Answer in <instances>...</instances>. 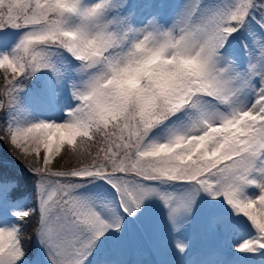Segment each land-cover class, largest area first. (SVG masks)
I'll return each mask as SVG.
<instances>
[{
    "label": "snow or ice",
    "instance_id": "snow-or-ice-1",
    "mask_svg": "<svg viewBox=\"0 0 264 264\" xmlns=\"http://www.w3.org/2000/svg\"><path fill=\"white\" fill-rule=\"evenodd\" d=\"M0 146V264H264V0H0Z\"/></svg>",
    "mask_w": 264,
    "mask_h": 264
},
{
    "label": "bare ground",
    "instance_id": "bare-ground-1",
    "mask_svg": "<svg viewBox=\"0 0 264 264\" xmlns=\"http://www.w3.org/2000/svg\"><path fill=\"white\" fill-rule=\"evenodd\" d=\"M249 194H251V192H249ZM166 234H168V239L166 241V244L165 245L159 244V239L163 238V236L166 235ZM175 238L176 237L171 236L168 233V231H167V229H166V227L164 225V222L161 219L159 221L158 225L156 226L155 230H154V233H153V236H152V239H151L150 242H152L155 245H159L160 248L162 250H164V251H175V249L172 248V241ZM179 238L191 242L193 251L198 249L202 245L210 242L208 237H205L203 234L200 235V233L195 228V226H193L192 228H189L186 231L181 232L179 234ZM215 242L223 246V245L228 243V240L227 239H222V240L215 241ZM191 258L194 259V257H191ZM145 259L151 260L152 258L149 255H147V257H145ZM182 259H183V261L184 260H189L190 257H184ZM178 263H180V262L177 261V264Z\"/></svg>",
    "mask_w": 264,
    "mask_h": 264
},
{
    "label": "rangeland",
    "instance_id": "rangeland-1",
    "mask_svg": "<svg viewBox=\"0 0 264 264\" xmlns=\"http://www.w3.org/2000/svg\"><path fill=\"white\" fill-rule=\"evenodd\" d=\"M249 192H251V190H249ZM199 233H200V232H199ZM200 235H201V233H200ZM205 237H206V236H205ZM167 239H168V234L164 235L163 238H160V239H159V244H161V245H165ZM150 243H152V242H150ZM152 244H153V243H152ZM146 252H147V255H149L151 258H153V252H152V249H151V248L146 249ZM147 255H146V257H147ZM179 262H180V263H178V264H188V260H184V261H183V259H180ZM45 264H46V262H45ZM94 264H95V262H94Z\"/></svg>",
    "mask_w": 264,
    "mask_h": 264
},
{
    "label": "trees",
    "instance_id": "trees-1",
    "mask_svg": "<svg viewBox=\"0 0 264 264\" xmlns=\"http://www.w3.org/2000/svg\"><path fill=\"white\" fill-rule=\"evenodd\" d=\"M4 151H5V149H4L2 146H0V153H2V152H4ZM66 159H67V157H65V160H66ZM61 163H63V161H62ZM27 246H28L29 248H31V249H35V242H34V239H33V241L28 242Z\"/></svg>",
    "mask_w": 264,
    "mask_h": 264
}]
</instances>
